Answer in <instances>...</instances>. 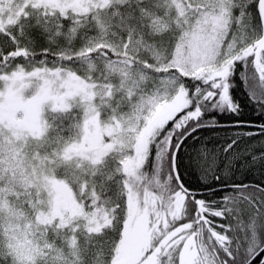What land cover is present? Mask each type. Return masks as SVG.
I'll list each match as a JSON object with an SVG mask.
<instances>
[{
    "label": "snow or ice",
    "instance_id": "obj_1",
    "mask_svg": "<svg viewBox=\"0 0 264 264\" xmlns=\"http://www.w3.org/2000/svg\"><path fill=\"white\" fill-rule=\"evenodd\" d=\"M0 264H264V0H0Z\"/></svg>",
    "mask_w": 264,
    "mask_h": 264
}]
</instances>
